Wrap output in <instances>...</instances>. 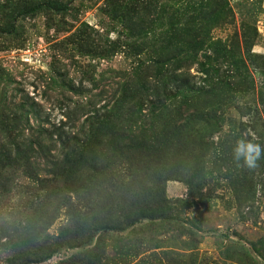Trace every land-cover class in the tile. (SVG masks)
<instances>
[{
    "label": "rangeland",
    "instance_id": "374dc122",
    "mask_svg": "<svg viewBox=\"0 0 264 264\" xmlns=\"http://www.w3.org/2000/svg\"><path fill=\"white\" fill-rule=\"evenodd\" d=\"M40 2L69 9L0 32V264H264V0H0V28ZM131 73L139 87L165 83L167 99L149 105L150 90L117 121L126 136L100 135ZM243 75L251 83L233 86ZM182 83L199 90L187 97L197 109L211 106L213 127L200 119L159 156L129 146L159 137ZM221 127L241 138L219 140ZM77 140L101 144L75 194L55 162ZM241 142L260 145L255 167L237 159ZM130 194L147 217L87 238L86 213ZM162 195L169 206L156 204Z\"/></svg>",
    "mask_w": 264,
    "mask_h": 264
},
{
    "label": "trees",
    "instance_id": "16d2710c",
    "mask_svg": "<svg viewBox=\"0 0 264 264\" xmlns=\"http://www.w3.org/2000/svg\"><path fill=\"white\" fill-rule=\"evenodd\" d=\"M50 9L56 12H65L69 9L68 4H62L57 5L53 4L51 2H40L36 3L30 7L24 8L19 10L14 15V22L10 26V28H0V32L3 33H12L16 29L15 21L19 17L23 16H29L32 14L37 13L41 9ZM179 73V72H177ZM172 74V73H171ZM170 74V75H171ZM180 75H174L176 78L178 76H184L186 73L181 72ZM160 75V74H158ZM134 73H131L127 77V83H126V92H123L121 101L117 100V103L119 105H115L113 107L112 113H110L111 119L113 118V123L109 124L106 121H102L101 125L99 126V133L100 135H103L106 133V131H117L121 136H126V132H121L122 128L119 125L126 120L132 119V117L137 112V107H139V103H142L147 97L149 96L147 93L150 90H153V94H151L152 98L146 99L147 102L150 104H153L155 102H163L161 100L164 96L167 99V94L170 90L165 85V83L160 82V87L156 83L154 84L153 88H145V87H139L138 83H134L133 79ZM251 76L250 75H243L240 80L232 83L233 86L236 88L241 85H249L251 83ZM156 80V79H155ZM157 80H160L159 77H157ZM163 80V78H162ZM186 83H182L176 88L179 90H176V93L178 96H182L184 100L181 104H179L178 109L176 110L175 116L168 124H164L160 127L159 131V137H156L155 139L142 140V143H139L136 136L132 135L129 136V146H137L139 145L142 147L145 151H148L147 154L159 156L160 151L164 148H166L169 144L175 143L171 141L174 137L177 136H188V134L191 132V129L194 124H200V121L204 120L206 123H208L207 127H213L214 123L207 122L215 120L216 116L213 114L211 106L207 108V112H203L202 109H197L198 107H203L198 102L199 98L194 97L188 99L187 97L190 96V93H193V95L199 93L198 89H194L193 87H187L185 88ZM118 98V95H117ZM148 105V104H147ZM123 120L120 124L117 122L119 120ZM202 119V120H200ZM203 121V122H204ZM119 124V125H118ZM113 125V127L110 126ZM118 125V127H115ZM110 128V129H107ZM258 129V128H257ZM259 131V129H258ZM261 132L259 131V134L256 132V130H253V134L256 136L257 139L261 138ZM219 140L224 141H236L237 138H241V132H238L235 128H232L228 132H224L222 127L218 132ZM229 138V139H228ZM143 139V138H142ZM75 140V139H74ZM214 140V139H213ZM101 140H93V141H86V140H77L73 143L67 142L68 150L66 153H63V157L60 161L55 162L58 166V169H60L61 175L65 177L64 179V187L68 193H75L78 192V188L80 187V183L84 182L85 180L89 179V176L87 175L86 170L92 169L93 171L97 170L99 167V157L95 156L96 149L101 144ZM108 144V143H107ZM115 143H113L111 146L103 147V150L110 153L109 148H113ZM17 150L20 149V147H16ZM1 157L3 159H8L10 157L9 153L2 152ZM1 159V158H0ZM93 173V172H92ZM118 197V196H117ZM159 197V196H158ZM118 199H121L117 201L119 204L116 205V208L113 206L105 207V205H101L98 203L93 209L92 216L88 217L87 220H90V223L88 224V231L86 233L87 238H90V236L93 237L96 235V233H99L98 241L101 242L104 238V236L108 233H114L118 230H125L126 228L136 224V222H139L142 218L147 217L149 211L146 210V208H143V204H134L133 201H137L138 203H142V197L137 195H123L121 198L118 197ZM157 200V199H156ZM169 203L167 199H165V196L162 195V198L160 199V203L156 201V204L159 207H165L169 206ZM115 204V203H114ZM158 215V217H165L164 213H152L150 217ZM98 244V243H97Z\"/></svg>",
    "mask_w": 264,
    "mask_h": 264
},
{
    "label": "clouds",
    "instance_id": "9594fccd",
    "mask_svg": "<svg viewBox=\"0 0 264 264\" xmlns=\"http://www.w3.org/2000/svg\"><path fill=\"white\" fill-rule=\"evenodd\" d=\"M262 149L258 144L252 143H243L241 142L237 149V159L240 158V155H243L245 158V163L248 167H255L256 161L260 158Z\"/></svg>",
    "mask_w": 264,
    "mask_h": 264
}]
</instances>
